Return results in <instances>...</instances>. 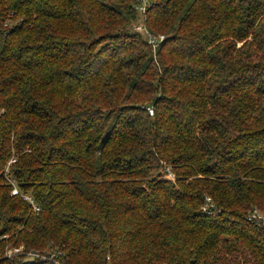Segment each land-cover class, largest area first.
Masks as SVG:
<instances>
[{
	"label": "trees",
	"instance_id": "obj_1",
	"mask_svg": "<svg viewBox=\"0 0 264 264\" xmlns=\"http://www.w3.org/2000/svg\"><path fill=\"white\" fill-rule=\"evenodd\" d=\"M149 4L0 0V264H264V0Z\"/></svg>",
	"mask_w": 264,
	"mask_h": 264
},
{
	"label": "built area",
	"instance_id": "obj_2",
	"mask_svg": "<svg viewBox=\"0 0 264 264\" xmlns=\"http://www.w3.org/2000/svg\"><path fill=\"white\" fill-rule=\"evenodd\" d=\"M139 5L137 6V10L141 13L144 14L146 12V8L150 7L149 4V0H137ZM134 30L136 32H139L143 35H145L148 39V43L154 48L156 49L164 40L165 37L164 36H160V37H154L144 26L143 24L141 25H137L134 27ZM150 113L153 114L152 109H149ZM169 172V171H168ZM169 179L174 180V176L172 173L169 172ZM19 193V191L15 188L13 191V195H17ZM27 200L31 201L30 197H26ZM33 206L35 207V210L38 211L39 209L35 206V204L32 202ZM252 219L255 222H262L264 224V215L259 212V211H255L252 214ZM35 258L39 257L38 255H32Z\"/></svg>",
	"mask_w": 264,
	"mask_h": 264
},
{
	"label": "rangeland",
	"instance_id": "obj_3",
	"mask_svg": "<svg viewBox=\"0 0 264 264\" xmlns=\"http://www.w3.org/2000/svg\"><path fill=\"white\" fill-rule=\"evenodd\" d=\"M134 26H137L138 25V22L137 23H135V24H133ZM130 28V27H129ZM132 28V27H131Z\"/></svg>",
	"mask_w": 264,
	"mask_h": 264
}]
</instances>
